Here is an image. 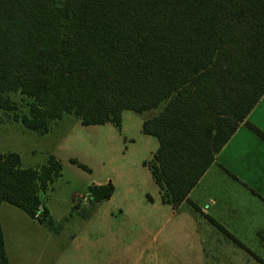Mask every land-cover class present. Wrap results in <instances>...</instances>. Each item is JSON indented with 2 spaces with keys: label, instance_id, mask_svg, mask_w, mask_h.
Returning a JSON list of instances; mask_svg holds the SVG:
<instances>
[{
  "label": "trees",
  "instance_id": "obj_1",
  "mask_svg": "<svg viewBox=\"0 0 264 264\" xmlns=\"http://www.w3.org/2000/svg\"><path fill=\"white\" fill-rule=\"evenodd\" d=\"M11 92L27 112L9 116ZM263 95L264 0H0V109L40 134L67 113L121 128L124 110L154 111L142 131L158 147L144 164L174 209L197 208L189 194L243 122L264 138L247 120ZM61 171L53 156L32 167L0 153V205L53 229L41 192ZM114 191L91 184L88 200Z\"/></svg>",
  "mask_w": 264,
  "mask_h": 264
},
{
  "label": "rangeland",
  "instance_id": "obj_2",
  "mask_svg": "<svg viewBox=\"0 0 264 264\" xmlns=\"http://www.w3.org/2000/svg\"><path fill=\"white\" fill-rule=\"evenodd\" d=\"M10 95L17 109L9 116L28 111L30 99L19 92ZM153 113L124 110L121 128L111 122L84 125L73 113L52 121L44 134L27 131L21 122L18 128L0 125V150L18 152L24 165L41 166L53 156L62 166L41 195L58 220L53 228L57 239L20 217L7 229L9 249L21 264H119L128 258L142 264L147 262L144 248L160 251L166 245L194 262L192 237L209 250L210 264H264V138L248 126L238 129L191 192L197 208L184 202L174 209L162 203L144 164L158 147L157 138L142 131L143 120ZM251 118L264 131V105ZM110 180L115 191L109 199L88 200L91 184ZM80 218L89 222L75 224ZM68 224L74 225L65 231ZM226 229L254 250L245 247L251 257ZM170 262L177 264L172 257Z\"/></svg>",
  "mask_w": 264,
  "mask_h": 264
},
{
  "label": "crops",
  "instance_id": "obj_3",
  "mask_svg": "<svg viewBox=\"0 0 264 264\" xmlns=\"http://www.w3.org/2000/svg\"><path fill=\"white\" fill-rule=\"evenodd\" d=\"M264 105V95L263 97L261 98V100L258 102V104L255 106V108L251 111V113L249 114V116L247 117V120L251 121V122H254L255 124H258L257 121H252V114L255 113L256 109H258L260 106ZM2 110V109H1ZM3 114L0 116V125L4 124V125H12L15 127H19V123L21 122L22 126L24 127V129H26L27 131H32L30 129H27L22 120L21 119H13L12 117H9L5 111H3ZM65 116V115H64ZM63 116V118H64ZM244 126H247L245 122H243L238 129L240 128H243ZM21 127V126H20ZM237 129V130H238ZM237 132V131H236ZM235 132V133H236ZM234 133V134H235ZM233 137V136H232ZM231 137V138H232ZM226 146V145H225ZM224 146V147H225ZM224 147L222 148V150L224 149ZM222 150L216 155L215 157V161L213 162V164L209 167V169L204 173V175L202 176V178L200 179V181L204 178V176L209 172V170L211 169V167L216 163L217 161V156L222 152ZM8 152H16V151H3V150H0V153H8ZM18 153V152H17ZM20 155V154H19ZM21 157V155H20ZM21 163L23 166H32V167H38V166H35V165H24L23 162H22V157H21ZM199 181V182H200ZM93 184H96V183H93ZM103 184V183H102ZM199 184V183H198ZM197 184V185H198ZM196 185V186H197ZM195 186V187H196ZM194 187V188H195ZM193 188V190H194ZM192 190V191H193ZM191 191V192H192ZM191 194V193H190ZM189 194V198L191 197V195ZM41 195H42V192H41ZM42 197V196H41ZM191 199V198H190ZM44 205L45 207L47 208L48 212H49V216L52 217V219L56 222L58 221L52 214L51 210L48 208V206L46 205L45 203V200H44ZM17 217H20L21 220H24L26 221V219H29L31 222H37L39 224V229L42 231V232H45L46 235L50 236L52 239L56 238V235H55V232H54V229H51L49 228L45 223H42L41 221H39L37 218H32L31 216H29L24 210H22L21 208L11 204V203H8V202H3L1 203L0 205V222H1V225H2V228H3V233H4V241H5V249H6V254L8 256V259H9V264H21L20 262V258L14 254V252H12L10 249H9V245H8V241H7V229L9 226H16L17 223H20V221L18 220L17 221ZM211 219H214L212 216H209ZM67 218V217H65ZM89 220L88 219H77L75 220V224H78L80 226L81 223L83 222H86ZM216 221V219H215ZM69 223V222H68ZM73 223V222H71ZM74 224H68V226H64L65 228V231H67V229H72V226ZM223 226V225H222ZM224 227V226H223ZM227 230V229H226ZM228 231V230H227ZM231 231V230H230ZM229 232V231H228ZM230 235L228 236H234L236 235L234 232H229ZM195 233H192L191 235L193 236ZM196 235H198V233H196ZM76 237H73L71 239V244L76 240ZM57 239V238H56ZM78 240V239H77ZM76 240V241H77ZM75 241V242H76ZM245 245V244H244ZM247 247H249L247 244L245 245ZM241 247V246H240ZM242 249L245 250V253L248 255V257L251 255L249 254V252L247 251L246 248L244 247H241ZM251 249V247H249ZM235 252L237 251H241L239 248L237 249H233ZM252 250V249H251ZM254 251V250H252ZM126 252L130 253L129 255H133L134 253L132 252V250H127ZM189 254L192 255V259L194 262H189L187 259H185L184 257H182L180 255V253L178 251L174 252L173 250H171L169 248L168 245L166 246H163L162 248H160V251H159V248H153V249H150V250H147V248H144L143 249V261H147V262H143L142 264H155L153 263V260L155 262H158L160 264H172L170 262V259L171 257L176 261L177 264H210V252L209 250L205 249V247L203 246L202 244V241L199 242V238L195 237V239L192 237V239L190 240L189 242ZM195 254V256L193 255ZM16 255V257H15ZM251 257V256H250ZM253 257V256H252ZM195 258V259H194ZM256 258V257H255ZM257 259V258H256ZM212 260V259H211ZM213 261V260H212ZM56 263V262H55ZM53 263V264H55ZM141 262L137 261V260H134V261H130V259L128 258L126 260V263L125 262H121L119 264H140Z\"/></svg>",
  "mask_w": 264,
  "mask_h": 264
}]
</instances>
